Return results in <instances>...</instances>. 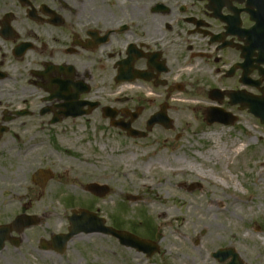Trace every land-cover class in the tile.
Masks as SVG:
<instances>
[{
	"label": "flooded vegetation",
	"instance_id": "obj_1",
	"mask_svg": "<svg viewBox=\"0 0 264 264\" xmlns=\"http://www.w3.org/2000/svg\"><path fill=\"white\" fill-rule=\"evenodd\" d=\"M200 62L221 76L208 97L255 94L256 81L263 88L255 62H264V0H0V228L23 218L35 224L7 233L4 249L17 255L35 241L38 252L62 258L72 243L74 264H106V217L93 202L70 213L86 210L102 229L76 234L61 254L54 233L49 240L31 233L51 215L38 205L47 182L34 181L30 166L31 150L42 145L38 131L92 114L106 122V108L115 121L145 130L152 102L141 103L135 89L166 101L184 95L186 67ZM223 79L230 86L218 88ZM132 99L140 104L127 105ZM67 218L56 234L68 232Z\"/></svg>",
	"mask_w": 264,
	"mask_h": 264
},
{
	"label": "rangeland",
	"instance_id": "obj_2",
	"mask_svg": "<svg viewBox=\"0 0 264 264\" xmlns=\"http://www.w3.org/2000/svg\"><path fill=\"white\" fill-rule=\"evenodd\" d=\"M190 66L184 95L166 101L135 89L141 103L152 102L145 104L143 118L168 104L170 131L158 126L147 137L133 139L95 114L40 128L42 145L31 150L30 166L32 172L52 175L38 202L51 215L32 234L49 240V233L66 227L73 207L93 202L106 226L148 235L159 247L156 256L147 258L106 236V264H219L211 254L224 248L233 249L244 264H264V126L227 100L219 107L236 122L206 125V109L218 107L207 92L221 76L207 63ZM222 81L218 88L230 86ZM134 100L127 105L140 104ZM88 183L106 186L108 194L93 200L83 191ZM194 184L198 188L190 190ZM126 195L138 201L128 202ZM35 245L23 242L17 255L3 250L0 264L76 262L72 243L62 258L38 252Z\"/></svg>",
	"mask_w": 264,
	"mask_h": 264
},
{
	"label": "water",
	"instance_id": "obj_3",
	"mask_svg": "<svg viewBox=\"0 0 264 264\" xmlns=\"http://www.w3.org/2000/svg\"><path fill=\"white\" fill-rule=\"evenodd\" d=\"M262 63V62H259ZM228 98L231 100V105H236V104H240V110L247 108L249 113H251L254 117L258 118L261 124H264V98L263 97H247L245 95H241V94H233V93H227ZM215 99V98H213ZM218 101L220 102V99H218ZM107 115L106 117H109L111 120L114 119L115 114H111L109 113V111H106ZM79 115H81V113H79ZM234 122V118L230 115V114H224L222 111L217 110V109H209L208 110V114L206 115V123L208 125H211L213 123H219L225 126L228 125H232ZM113 124V123H112ZM154 124H160L162 125L165 129H170V121H168V119L165 117L164 115V110H162L159 114L155 115L154 117H152V119L149 121L148 123V128L147 130L149 131L150 128L154 125ZM115 125V127H120V129H122L123 131H125L127 133L128 136L130 137H145L146 134L144 133H140V132H136L133 131L132 129H130V124H113ZM48 177V174H47ZM87 190L92 192L95 195H98L99 197L103 196L105 193H108V188L106 187H99L97 185H89L87 186ZM99 192V193H97ZM134 198L132 197H127V200H133ZM90 220V218H87L84 221H79L78 222V229H83V228H95L98 226V224L95 221H88ZM71 223H73L72 218H70ZM76 226V227H77ZM72 231V230H71ZM106 234H110L114 237H116L117 239H119L122 243H125L128 246H132L135 247L136 249H140V250H145L147 251V253L149 252L152 253L153 249L152 248H148L146 247V245L144 244V242H141L139 240H137L136 238L126 234V233H122V232H116L112 229L106 228ZM73 235V233L71 232L69 235L65 236L62 238L63 242H66L67 240H69V238ZM2 240H0V250L2 248ZM224 253L222 252H218V254L216 255V257H219L220 255H223ZM232 254V253H231ZM221 262L223 260H220ZM229 264H242L240 262V260L237 258L236 255L232 254V261Z\"/></svg>",
	"mask_w": 264,
	"mask_h": 264
},
{
	"label": "bare ground",
	"instance_id": "obj_4",
	"mask_svg": "<svg viewBox=\"0 0 264 264\" xmlns=\"http://www.w3.org/2000/svg\"><path fill=\"white\" fill-rule=\"evenodd\" d=\"M208 138H211V137H213V135L212 134H209L208 136H207ZM229 152H230V150H229ZM262 166H264V162H260V167L262 168ZM196 172H198V175H200V176H203V172L202 171H198V170H196V169H194Z\"/></svg>",
	"mask_w": 264,
	"mask_h": 264
}]
</instances>
